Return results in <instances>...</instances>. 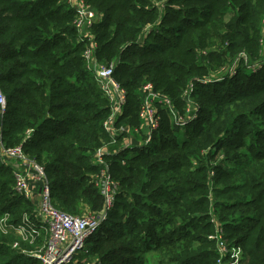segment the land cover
<instances>
[{
	"label": "trees",
	"instance_id": "trees-1",
	"mask_svg": "<svg viewBox=\"0 0 264 264\" xmlns=\"http://www.w3.org/2000/svg\"><path fill=\"white\" fill-rule=\"evenodd\" d=\"M86 2L103 16L93 28L96 59L116 65L128 93L121 122L140 126L146 83L169 96L181 115L184 92L195 83L200 111L181 135L169 110L160 108L150 148L129 158L105 156L118 195L74 264H217L208 238L212 218L229 243L244 248L247 264H264V64L252 72L243 63L236 76L198 83L218 78L213 72L228 69L241 53L251 62L264 57V0ZM83 51L66 0H0L3 141L22 145L45 167L54 204L74 216L82 206L105 209L95 156L117 148L103 127L109 103ZM31 205L16 194L13 170L0 157V215L18 223ZM16 237L0 233V264H42L22 253L27 243L13 248Z\"/></svg>",
	"mask_w": 264,
	"mask_h": 264
},
{
	"label": "built area",
	"instance_id": "built-area-1",
	"mask_svg": "<svg viewBox=\"0 0 264 264\" xmlns=\"http://www.w3.org/2000/svg\"><path fill=\"white\" fill-rule=\"evenodd\" d=\"M66 3L75 11L77 43L84 46L86 67L94 75L98 87L109 103L110 116L103 127L113 140L111 144L117 148L111 151L110 147H103L95 156L96 164L102 168L96 176V186L105 199V209L93 216H74L54 204L51 182L45 167L27 155L22 145L6 146L0 127V157L3 161H12L4 163L13 170L16 194L24 197L33 206V212L25 213L18 223H13L9 214L0 215V233H14L20 241H16L13 248L19 249L21 242L27 243L31 248L22 250V253L38 259L42 264L76 263V257L85 250L87 241L97 234L106 221L119 190L118 184L109 173L108 162L105 161L107 154L129 158L138 151L151 147L162 120L160 108L169 110L172 122L181 128V135L185 134L186 127L198 120L200 111L199 105L192 101L195 83L184 92L188 106L182 115L177 112L169 96L157 91L152 83H146L141 94L140 126L132 127L121 122L120 118L124 116L128 103V93L115 77L116 65L101 64L96 59L98 42L93 28L102 22L103 16L86 0H66ZM260 45L264 48V16L261 22ZM262 59L253 63L247 54L241 53L228 69L221 70L218 78L199 80L198 83L207 85L215 79L233 77L243 63L252 72H257L264 64V57ZM6 112L7 97L0 88L1 119ZM213 175L214 172H211V176ZM212 223L215 229L208 238L215 243L217 264H247L245 250L239 245L229 243L223 226L216 218H212Z\"/></svg>",
	"mask_w": 264,
	"mask_h": 264
},
{
	"label": "rangeland",
	"instance_id": "rangeland-1",
	"mask_svg": "<svg viewBox=\"0 0 264 264\" xmlns=\"http://www.w3.org/2000/svg\"><path fill=\"white\" fill-rule=\"evenodd\" d=\"M262 49L264 50V48H261V51H262ZM259 59H261V58H258V59H256L257 61L259 60ZM256 61V62H257ZM252 62L253 63H256V62H254V60H252ZM106 65H108V64H106ZM221 70H224V68H218L216 71H214L213 73L214 74H217V73H220L221 72ZM237 74H238V72H237ZM236 74V75H237ZM235 75V76H236ZM192 101L194 102V103H196V98L195 97H192ZM172 120V119H171ZM197 121V120H196ZM195 121V122H196ZM1 124L2 123H0V126H1ZM136 142V141H135ZM148 148H150V147H148ZM244 151H246L245 149H243V152ZM4 162L7 164V163H10V162H12V161H10V160H8V159H4ZM231 167H233V165L231 164ZM32 206V205H31ZM31 208V207H30ZM81 213H80V215L79 216H89V215H91V216H93L94 215V213L93 212H91V211H89L85 206H82V208H81ZM16 241H20V239L18 238V237H16ZM25 245V247H29L28 245H26V243L24 244ZM244 249V248H243ZM149 257H151V255H149L148 256V258ZM248 260V259H247Z\"/></svg>",
	"mask_w": 264,
	"mask_h": 264
}]
</instances>
